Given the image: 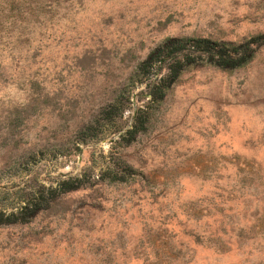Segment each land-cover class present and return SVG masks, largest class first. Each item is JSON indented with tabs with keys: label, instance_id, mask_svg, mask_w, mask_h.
I'll use <instances>...</instances> for the list:
<instances>
[{
	"label": "rangeland",
	"instance_id": "1",
	"mask_svg": "<svg viewBox=\"0 0 264 264\" xmlns=\"http://www.w3.org/2000/svg\"><path fill=\"white\" fill-rule=\"evenodd\" d=\"M0 211V264H264V0H0Z\"/></svg>",
	"mask_w": 264,
	"mask_h": 264
},
{
	"label": "trees",
	"instance_id": "2",
	"mask_svg": "<svg viewBox=\"0 0 264 264\" xmlns=\"http://www.w3.org/2000/svg\"><path fill=\"white\" fill-rule=\"evenodd\" d=\"M262 37L257 35L251 40H247L240 44H236L232 41H226L221 39H215L207 36H187V37H171L158 44L153 49L148 57L142 60L140 66L149 65L151 58L159 57L163 62L168 59L167 62V76L163 77V80L168 79L170 83L187 65L197 62H209L221 67H234L246 62L252 55L256 43V39ZM161 83L153 85L154 91H160V95H163V87ZM133 128H128L127 132H134ZM131 135V138L134 134ZM71 180L78 179V176L69 177ZM66 182L63 181V183ZM62 183V182H61ZM79 184H73L71 186H64L63 189L68 190L77 187ZM55 188H49L48 192L52 193ZM45 195L41 192L33 200L23 205V207L17 212L22 213L28 206H33V212L38 211L41 207V202ZM16 212H9L5 218L4 212L0 211V223L12 222L18 220H25L24 216L17 218Z\"/></svg>",
	"mask_w": 264,
	"mask_h": 264
}]
</instances>
